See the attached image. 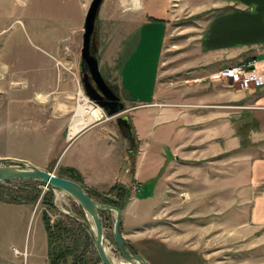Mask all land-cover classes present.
Instances as JSON below:
<instances>
[{
	"label": "rangeland",
	"instance_id": "374dc122",
	"mask_svg": "<svg viewBox=\"0 0 264 264\" xmlns=\"http://www.w3.org/2000/svg\"><path fill=\"white\" fill-rule=\"evenodd\" d=\"M90 2L0 0V166L45 163L41 169L59 176L62 172L54 162L63 167L72 150L60 136L67 133L78 103L89 106V111H98L96 118L104 112L112 124L119 116H130L125 110L108 116L87 100L83 90L80 50ZM170 4L172 23L160 56L153 98L159 107L194 103L192 78L199 72L194 65L198 40L213 14L205 9V0H171ZM141 13L162 18L167 12L162 0H142L141 8L134 0H103L98 10L90 51L98 60L102 77L116 90L119 70L137 43L141 49L130 59L129 68L143 74L142 83L148 88L155 72L160 27L159 23L154 28L139 25ZM219 69L211 75L212 80H223L214 79ZM89 115L90 120L96 119ZM256 124L251 121L249 138L246 130L235 128V134L243 136L239 144L228 146L231 149L224 152L226 146L220 141L217 153H210L209 143L194 139L192 129L186 146L176 152L179 158L172 159L168 174L159 178L158 199L153 206L150 202L134 204L132 208L140 217L133 221L128 202L149 193L151 187H128L119 224L127 251L148 264H264V226L248 224L249 196L243 195L235 180L242 171L238 160L243 154L249 153L250 159L261 156L251 132ZM203 127L202 132L206 129ZM131 140L136 153L139 144L134 137ZM227 158L230 163L233 160V168L224 172ZM225 173H233V183ZM89 193L104 204H110L105 199L118 204L122 199L115 193H105L106 197ZM32 196H36L35 201ZM14 199L29 203H14ZM13 205L24 206L33 216L21 215V210L20 216L6 207ZM43 215L50 224L68 228L57 232L52 242L54 249H70L62 264H72L79 258L81 264H102L93 244L92 221L80 205L62 190L24 179L0 181V264H50ZM99 216L108 256L115 264H130L112 236L115 213L101 210Z\"/></svg>",
	"mask_w": 264,
	"mask_h": 264
},
{
	"label": "crops",
	"instance_id": "0c3cea01",
	"mask_svg": "<svg viewBox=\"0 0 264 264\" xmlns=\"http://www.w3.org/2000/svg\"><path fill=\"white\" fill-rule=\"evenodd\" d=\"M162 1L166 6L165 17L141 13L138 20L139 25H147L146 28H154L156 23L160 27L157 29L160 33L158 62L150 87L144 86L143 74L138 69L128 66L132 56L141 49L140 43L128 54L122 71L120 69L118 73L117 95L124 104V110L130 113L128 118L134 140L139 144L138 151L133 153L132 138L122 136L117 124L110 123L104 112L99 113L98 118L96 113L93 121L87 113L81 125L75 124L74 114L67 133L61 132L60 136L72 150L63 167L54 162L62 172L59 176L79 183L85 191L97 193L107 192L117 183L127 188L132 186L134 190L142 185L150 186L149 193L133 197L126 206L131 209L133 221L140 217L132 208L134 204L150 202L153 206L158 199L159 178L168 174L171 160H177L176 152L179 153L186 146L192 129L194 139L210 144V153L218 152L220 141L226 146L222 151L227 152L243 138L235 134V128L246 130L249 138L252 121L257 123L256 129L251 132L255 134L254 140L260 146L261 156L250 159L249 153L243 154L238 160L242 171L235 176V180L241 185L243 195L249 196L248 224L264 226V84L239 90L226 79H211L217 69L249 59H255L257 66L264 71V0H205V9L213 14L205 23V30L198 40V60L194 65L199 67V72L192 78L194 103L191 105L184 101L159 107L153 103V98L160 56L172 23L168 13L171 0ZM134 4L141 8L142 0L139 6L138 0H134ZM146 18L158 22L146 21ZM202 121H205L204 125ZM202 126L206 128L204 132L201 131ZM242 134L245 133L242 131ZM232 161L230 163L226 159L224 172L233 168ZM44 164L35 166L45 168ZM232 174L225 173V176H229L233 183ZM6 207L19 215L20 210L21 215L28 213L22 205ZM28 215L33 216L30 212Z\"/></svg>",
	"mask_w": 264,
	"mask_h": 264
},
{
	"label": "water",
	"instance_id": "95a60500",
	"mask_svg": "<svg viewBox=\"0 0 264 264\" xmlns=\"http://www.w3.org/2000/svg\"><path fill=\"white\" fill-rule=\"evenodd\" d=\"M102 1L103 0H91L84 17L80 54L81 60L86 65L88 72L84 73L82 76V87L88 101H91L99 108L104 109L108 116H114L124 110V104L120 100V97L109 87L102 77L98 68V60L90 51L91 36ZM89 77L94 82V86L88 81ZM116 124L122 136L127 139L133 137L130 120L126 115L117 117ZM17 179L41 181L69 194L92 221L94 229L93 244L102 264L114 263L108 256L104 246V229L99 212L101 210L113 211L115 217L112 236L119 251L130 264H148L142 257L129 253L125 248L119 232L120 217L122 213V210L119 207L100 203L90 197L79 183L65 177L57 176L35 165L26 164L24 167L0 166V181Z\"/></svg>",
	"mask_w": 264,
	"mask_h": 264
},
{
	"label": "trees",
	"instance_id": "16d2710c",
	"mask_svg": "<svg viewBox=\"0 0 264 264\" xmlns=\"http://www.w3.org/2000/svg\"><path fill=\"white\" fill-rule=\"evenodd\" d=\"M24 181H33V182H37L35 180H25ZM89 196L93 197L94 195H92L91 193H89L88 191H85ZM105 193H115L117 195L118 198H122L120 199V203H115L112 202L108 199H105L107 202H109L110 204L117 206L119 208L122 207V202L125 203L124 199L128 198V193L129 190L127 187L121 185V184H115L112 187H110V189L107 192H103L104 197H106L107 195ZM36 196H32V200L35 201ZM12 202L14 203H29L27 201H17L16 199L12 200ZM43 222H44V226H45V231L47 234V247H48V254L50 257V264H62V262H64L65 258L67 257V254H70V249L69 248H63L62 246H56V248L54 249L52 246V242L55 240V237H57L56 233L60 232V231H64L66 232L68 230V228L66 229L65 226H61L60 223H55V224H50L48 222V217L46 215H43ZM72 264H81L80 263V258L76 259V261H73Z\"/></svg>",
	"mask_w": 264,
	"mask_h": 264
},
{
	"label": "built area",
	"instance_id": "2783aa9c",
	"mask_svg": "<svg viewBox=\"0 0 264 264\" xmlns=\"http://www.w3.org/2000/svg\"><path fill=\"white\" fill-rule=\"evenodd\" d=\"M214 79H226L239 90L261 87L264 84V71L257 66L255 59L224 66L213 75Z\"/></svg>",
	"mask_w": 264,
	"mask_h": 264
},
{
	"label": "bare ground",
	"instance_id": "6f19581e",
	"mask_svg": "<svg viewBox=\"0 0 264 264\" xmlns=\"http://www.w3.org/2000/svg\"><path fill=\"white\" fill-rule=\"evenodd\" d=\"M89 109H90V107L87 106L86 104L78 103L77 109L75 111V118H74V122L76 125H78V124L81 125V122L86 120L85 116H87L86 115L87 113L91 114L93 118L96 116V113H98V111H89ZM16 253H18V251H16Z\"/></svg>",
	"mask_w": 264,
	"mask_h": 264
},
{
	"label": "flooded vegetation",
	"instance_id": "af4514ba",
	"mask_svg": "<svg viewBox=\"0 0 264 264\" xmlns=\"http://www.w3.org/2000/svg\"><path fill=\"white\" fill-rule=\"evenodd\" d=\"M83 63V62H82ZM86 72H88L87 71V67H86V65L83 63L82 64V74H81V82H82V76H83V74L84 73H86ZM88 81L94 86L95 84H94V82L92 81V79L89 77L88 78ZM108 84V83H107ZM109 85V84H108ZM109 87L117 94V90L115 89V87H112V86H110L109 85Z\"/></svg>",
	"mask_w": 264,
	"mask_h": 264
}]
</instances>
